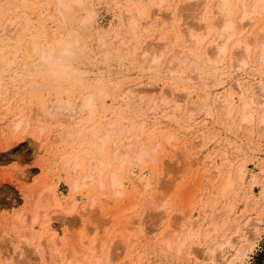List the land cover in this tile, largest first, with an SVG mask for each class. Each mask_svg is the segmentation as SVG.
<instances>
[{
  "label": "rangeland",
  "instance_id": "rangeland-1",
  "mask_svg": "<svg viewBox=\"0 0 264 264\" xmlns=\"http://www.w3.org/2000/svg\"><path fill=\"white\" fill-rule=\"evenodd\" d=\"M34 1H35V4L38 6V8L31 7L30 6L31 4L25 7L26 10H28L27 8L31 7L30 8L31 10H29L28 12L26 11L27 12L26 18L28 21H30V24L28 25V29L25 32L26 34L23 33L22 35H20V48H21V50L18 54V57H16V59H15L16 61L13 60L11 64H8L9 63V61H8V63H6V64H8L6 66L7 68L5 67L3 69L2 68L0 69V74H1L0 79L1 78L4 79L3 80L4 82L1 80L2 83H1V89H0V92H1L0 97H1V99H6V98H10V97L13 99V100L11 98L6 99L5 102L2 101L3 103L0 101V264H28V263L29 264H32V263L33 264H44L45 263V262H43L44 259L41 258L42 257V251L43 250L46 251V249H48V247L44 244V243H46L44 238L47 234H46V232H43L42 227L45 225H49V226L53 227V229L55 228L53 231L55 236H57L58 233L60 234L56 237V239L58 240L57 241L58 246L56 248H54L55 250L52 249V250H54L53 252L60 253V255H62L64 253L70 254L69 257L66 258V261L64 264H67V263L69 264L71 262H72V264H86V263L87 264H96L97 263V260H95L96 258L97 259L99 258L100 262H102L100 264H106L107 260L110 261L107 264H121V263L124 264V262L126 264L129 260H131V261H129V264H136L137 262H139L138 264H209L208 261H205L204 256H203V254L207 250V247L203 246L205 243H203V245L200 244V243H202L200 239H198L197 241H199V242H197L196 238H195V240H194L195 242L192 241V243H191L192 248L196 247V248H194L195 250H197L198 248H200L202 246L200 248L201 252L198 249V251L200 253H198V251H195L194 249H192L193 250L192 252H196V253H193V256H192L193 258L190 256H187V254H186V248L188 247L189 243L186 244L187 247L185 246V248L181 251L182 253L180 252L181 254L180 253L178 254V253H176L175 248L169 249V251L166 249L168 252L166 250L164 251L163 245L161 244L160 246H162V247H160L159 246L160 243L157 241V239H158V237H160L162 235L163 232H165V230L167 231L168 227H170V228L172 227V229H174V230L176 229L177 231L179 230L177 232L178 236L180 235L179 238L182 237L181 234L183 235V231H186L184 233H187V231L190 229L192 232V227L194 226L193 224L197 220V217L201 216L205 207L207 208L210 206L211 208L210 207L208 208L209 214L207 213L206 220L202 224H199V225L194 226V227H195V229H203L205 224H207L205 227L209 226L210 225L209 222H212V220H209L210 217L212 218L215 214H218V212H220L222 209L221 207H223L228 202L229 203H234V202L236 203V207H235L233 217H237L235 215L236 214L238 215V213L240 215L241 214L240 211L242 209L243 210L241 212L245 211L244 218L238 222L239 226L241 228V232L243 231L242 233H244L246 227L244 226V228H243V225H246V222H245V224H243V223H244V221L247 220V218L248 219L253 218L251 216H254V213H256V211L253 209L258 208V207H256L257 205L254 204L255 200L258 199L261 195L260 190L262 188V178H263L262 169H264V143L262 141L264 139L261 138L260 141L257 142V140H256V139H258V137L256 136L257 132L255 134L253 133L252 137H249V138L246 137V138H248V140L244 137L245 135L247 136V134H246V132L243 131V130H245L244 126L242 127V125H240V123L238 124L239 119L237 117H239V116H237L238 113H236V112H238V109H239L238 105L240 106L241 100H243L245 97H241L239 94H237L235 92L237 90L234 88L233 84H231V83H233L231 75H235V78L240 80V83H242V84H243L242 81H244L245 82L244 84H246V86L248 87L249 92L254 94V96H256L255 92H257V89H256V87H252V86H255L253 83L256 81L257 77L252 75V74L250 75L248 73H244L242 75V73H239V72L234 73L233 72L234 74H232V72H231L232 60L231 59L233 58V56L230 54L231 50H229L230 52L229 51L227 52V55H226L225 59L223 60L224 62L222 61V64L220 65L221 71L224 73L225 78L228 77L226 79V82L221 86L222 88H223V86H225L226 88L224 87L222 89L221 87H217V88H214V90L212 89L211 91L212 92L214 91L216 93H214V92L211 93L210 95H212L213 97H209L210 98L209 99L208 96L205 97L206 93L205 92L203 93L200 89L195 88L194 89L195 91H194L193 89L190 88V86L188 87L186 84L180 83L178 81L179 80L178 74L170 75L169 73L165 74L163 72L164 71L163 66L165 65V59H166L165 57H166V55L167 56L170 55L171 51L173 52V50H176V48H178L176 46H175L176 48L174 46H173V48L172 47L168 48L167 52L165 50L166 54L165 55L163 54V56H165V57L162 60L161 69H160V71H162V72H158V73L154 72L153 73V71L147 72L144 69V66L146 63L145 60L147 61V58H148L147 54L148 53L145 54L142 58H140L139 57L140 52L142 51V49L145 46H148L149 49H152V47H154V45H156V41H152V40L155 38L157 33H161L163 31L162 27H160V25H159V22L162 20V18L164 19L166 17V15L169 17L168 23L170 22L168 25V30H169L168 36H169V38H170V36L172 37L173 35H175L176 37L180 38L181 41L186 39L184 31H183L185 26L183 24L187 23L186 21H188V20H189L188 22L191 21V17H190V19L188 18V15L191 13L188 12L190 10L186 9L187 7L186 8H184V7L187 4H190L188 2H191V1H188V0H184V1L183 0H164V2L161 5H159V7L151 8V6H149V5H151V3H152L151 1H153V0H83V2H85V3H82L76 9L73 8L72 11L66 16V19H65L66 23H64V24H67V25L63 24L62 25V27L64 26L63 29H61L62 27L58 24V19L57 20L55 19V17L57 18V16L55 15V10H54L55 8H54L53 2L52 3L50 2L45 6L44 3H40V2H43V0H31V3H33ZM42 4H43L44 8H43ZM19 5H21V4H19ZM41 6L43 8V11L48 10V12H46V11H44L45 13L43 12L44 17L40 16L41 11H42ZM82 6H84V7H82ZM48 7H49V9H48ZM140 7L146 8L147 11L149 12V13L147 12V15L145 17V18H147L148 21L151 20L152 15L155 11L156 18L153 20L154 21L152 23L153 26H151L152 31L150 29V32L148 33L149 35L148 34L147 35L141 34V38H140L139 43H138V46H140V47H138V46L136 47V49H135L136 51H134L135 54L133 53V55H131L130 49L127 50L128 51L127 53H125V50L122 48H120L118 51H116V49L114 47L116 45V43L114 40L117 41L118 39H120L122 37V31L125 27V23H123L122 21H124L125 15L134 13V10L136 8H140ZM166 7L167 8L170 7V9L167 11ZM20 8H22V7H20ZM51 8H53L52 12H51ZM24 9H22V10H24ZM74 10H76V11H74ZM124 10H127V11H124ZM29 12H31L32 14ZM88 12H91V14L93 13L92 17L90 18L92 21L89 19L90 21H88V23L86 24L89 27L86 25H85L86 26L85 27V26L81 25V19L85 18L89 14ZM150 12H152V13H150ZM157 12H158V14H157ZM74 13H75V15H73ZM160 13H161V15H160ZM21 14H22L21 11H15L14 10L12 12L6 13V15L1 16V19H0V22H1L0 35L4 34L7 31L6 30L7 24L10 21H15V23L13 24L14 26L12 25V27H10L11 28L10 30L12 31V28L16 27L17 24L19 23L18 18ZM37 14H39V15L37 16ZM52 14L55 16L52 17ZM148 15H150V16H148ZM78 17L80 18L79 20H78ZM51 18H53V19H51ZM69 18L71 20H69ZM8 19L10 21H8ZM7 21H8V23H7ZM144 21H145V19H144ZM144 21L141 20L138 23H141L143 25ZM156 21L158 22L157 24H156ZM52 22H53V24H52ZM77 22H78V24H77ZM260 22H262V19H258V20H256V22L254 24L250 25L247 28V30L245 31V33L242 35V38H244L245 36L248 37V35L253 34L252 32H254V30L252 32H251V30L254 29V27H256ZM42 23L43 24L45 23V24L43 25ZM123 24H124V26H123ZM171 24H173L172 26L174 28L170 27ZM142 25L137 24L136 32H139ZM181 25H182V27H181ZM175 26H176V28H175ZM4 27H5V29H4ZM38 27L42 28L41 35H43V34L46 35L48 33L46 36H51L53 31H55L61 35L67 33L68 31H74L76 33V35H78V39L81 42L83 41L81 45L86 47V54L83 57L78 58L79 60L76 59L75 61L73 60V63L71 62L72 67L75 68L74 70L76 71V69H77V71L79 72L78 76L80 78L77 77V74L74 76L79 79V80L78 79L77 80L80 83V86H75V84H73V87L75 86L74 88H76V89L72 88L74 90L71 89L69 92L65 91L63 88H60V90L62 91L61 92L60 90H58L59 87H56L57 84H54V82H53L54 80L53 81L51 80L50 82L51 83L53 82L52 83L53 85H51L50 83H49L50 85L45 84L41 88L40 94L37 93L39 95L36 94V96L35 95L32 96V94H31L29 97V96H26L24 93L21 92L20 94L15 96L13 93L12 87H13V89H16L17 87H20L22 89L26 85V83L31 82L30 80H32L33 78L37 82L40 79L39 82H41L43 79L45 80V78L47 77L45 74L43 75V76H46L45 78H43L42 75L38 76L36 74H33V76H31V77L29 76V74H31L33 71L32 65L37 61V57L30 55L28 53L27 45H28L29 41L27 42L25 40H28L29 37H25V36L26 35L29 36V34H30L29 32H33L32 30H34V29L36 30V28H38ZM250 27H252V28H250ZM3 29H4V31H3ZM158 29H159V31H158ZM178 29L181 31V33ZM248 31L251 33L247 34ZM177 32L179 34L176 35ZM182 33L184 34V37H183ZM180 34L182 35L183 38L181 37ZM97 37H101V38L103 37L104 41H106L105 46L103 48H101L100 50L95 49V40ZM252 37H251V41H252ZM10 38L11 37L8 34V35H5L4 37H2L0 39V43H1L0 46L3 45L2 46L3 49L6 45L9 47H12V42H5V44L2 43V42H4V40L10 39ZM84 39H85V41H84ZM113 43H115V44H113ZM254 44L255 43H253L252 45H254ZM207 45H208V43H207ZM207 45L205 47H207ZM186 46L187 45H185V46L183 45V49H185ZM5 49L8 50V53L6 54V56L7 55H8V57L11 56L10 54H12V53L10 51L12 49H8L6 47H5ZM203 50L204 49H202V51ZM27 54H28V56L30 55L32 57L29 56V59L25 58V55H27ZM129 54L131 56H129ZM0 55H3V54L0 52ZM19 55H21V57L23 56L25 59L21 58ZM227 56H229L231 58L229 59V57L227 58ZM81 58H83V59H81ZM143 58L144 59L146 58V59L144 60ZM226 59H229V61H231V62H229ZM190 61L191 60H189V62L186 65L187 66L186 72H188V70L192 64V61L191 62ZM226 61H227V63H226ZM13 62H16V63L14 64ZM22 62L25 64H23ZM228 63H231V64H228ZM29 64H31V66ZM143 64H144V66H143ZM76 66H78V67H76ZM227 67L229 69H227ZM251 67H252V63H250V65H248L247 69L248 68L250 69ZM247 69H246V71H247ZM2 70L7 72L8 75H7V73L2 74L1 73ZM25 71H27L28 74L25 73ZM16 72H17V74H16ZM84 72H85V75H84ZM226 73H227V75H226ZM12 74L16 75L17 77L14 78V75L12 76ZM18 74H20L21 76ZM27 75L29 77H27ZM10 76H12V77H10ZM251 76L253 77L252 79H251ZM18 77L19 78L21 77L20 79L22 81ZM41 77H42V80H41ZM9 78H10V80H9ZM11 78H12V81L14 80L16 82H14V81L12 82ZM23 78L25 80H23ZM26 78H27V80H26ZM246 78H248V80ZM74 79L72 81H76ZM94 79H96V80H94ZM228 79H230V80H228ZM234 80L235 79L233 78V81ZM245 80H247L248 82ZM78 82L76 81V85H79V84H77ZM7 83L8 84L10 83L11 85H8ZM12 83H14V84H12ZM150 83L152 85H148ZM251 83H252V86H251ZM83 84H84V86H83ZM101 84L102 85L105 84V86L102 87ZM48 85L50 86V88H48L49 87ZM88 85H90V87L93 86V88L92 87L91 88L94 90H95L94 87H96V85H98L97 89H99L100 85H101L102 89H104L107 86L104 90L105 91L104 92L105 98L102 99L103 101L102 100L100 101L101 103L99 101H97V104H96L97 110H95L96 114H93L91 116L90 123L88 125L82 124L81 126H79V128L72 131L67 127V125H68L67 122H64V121L59 122L58 118H56V117L52 121L51 120L45 121V119H42L44 117V115L42 117V115H40L39 112H37V114H36V110H38L37 108H38V105L40 106V104H42V105L44 104L46 106L47 105L50 106V105L60 104V106H62V107L66 106L67 102H68V104L71 102L70 105H72V103L74 104L75 102H77L76 100H79L83 95L86 94V92H89L90 89L88 90V88H86V86H88ZM184 85L186 86V88L184 87ZM14 86H17V87H14ZM81 86L83 88H81ZM126 86H135V89H137L138 87H139L138 89L141 88L139 91L137 90V94L138 93H142L144 95L148 94V96L146 97L147 99H144L138 105H137L136 101L132 100L134 102L133 104H136V105H133L132 101L129 102L122 95L123 94L122 92H124L123 90L125 88H127ZM171 86H173L174 89H175V87H176V89L181 88L180 89L181 93L182 92L183 93L181 94L180 91H177L176 89L173 90V87L171 88ZM44 88L46 91H44ZM46 88H48V89H46ZM77 88H79V90ZM84 88L86 89V91L84 90ZM144 88H147V89L144 90ZM155 88H156V90H155ZM166 88H168V89H166ZM3 89H4V91L5 90L8 91V92L6 91L7 92L6 94L4 93L5 95H1L4 92ZM218 89H219V91H218ZM143 90H144V92H141ZM182 90H184V91H182ZM149 91H151V92H149ZM163 92L170 93L169 95L172 98H174L173 96H176L175 95L176 93L178 96L181 97V98H179V100H180L179 109L180 110L177 108H176L177 110H174L173 107H175V106L173 104L162 107L161 109H156L155 112H154L153 108H150L151 107L150 99L152 100L157 95H159ZM227 92L233 93L235 98H234L233 105H232L231 115L229 117L224 116V118H226V119H224L223 116L220 115V111L216 108V104H217V101L223 100L225 98V95H227L226 94ZM179 93H180V95H179ZM199 93H200V95H199ZM68 94H70V95H68ZM79 94H80V96H79ZM12 95L15 97L13 98ZM188 95H190V96H188ZM214 95H215L217 101L215 100ZM5 96H7V97H5ZM184 96L187 98H185ZM15 98H16V100H14ZM211 98H213L214 100H211ZM185 99H186V102H185ZM199 99H201V101ZM202 99H205L204 100L205 103L207 102L205 104V106L207 105L206 106L207 109L205 107H203L200 110H193L192 111L193 114L191 112V114L188 115V108L189 107L195 108L196 102H199V101L204 102ZM207 99H208V101H207ZM7 100H9L10 102H8ZM235 100H236V102H235ZM38 101H40V102H38ZM194 101H195V103H193ZM212 101H214V102L212 103ZM17 102H19V103H17ZM123 102L124 103L127 102L126 105ZM8 103H9L10 107L9 108L4 107V106H6V104H7V106H9ZM63 103H65V104H63ZM190 103H192V105ZM211 103L214 105H212ZM237 103H239V104L237 105ZM44 105L40 106V107L44 108L45 107ZM185 105H186V107H184ZM208 105L210 106V108H208L209 107ZM117 106H118V108H117ZM99 107L100 108L103 107V108H101V110H99ZM132 107H134V109ZM237 107H238V109H237ZM45 108H47V107H45ZM121 108H122V112H120ZM192 108H190V109H192ZM214 108H215V110H217L216 111L217 114H219L221 117L219 115L217 116L216 112L214 111ZM135 109L136 110L138 109V110L136 111ZM152 109H153V112H152ZM209 109H210V111L213 109L211 112L212 114L209 112ZM23 110H25V111H23ZM160 110H162V111H160ZM183 110L187 111V112H183ZM123 111H124V115L122 114ZM194 111H196V112H194ZM205 111H206V113H205ZM117 112H119L120 118L123 120V121L119 120L120 123L118 122ZM22 113H24V114H22ZM34 113H35V115H34ZM40 113H41V110H40ZM125 113H126V115H125ZM139 113H141L140 116H139ZM142 113L144 114L143 117H142ZM205 114H207L206 115L207 117L204 116ZM214 114H216L217 119H215L216 116ZM21 115L24 119V122H26L27 119H29V122H32L31 128L27 132H25L26 131L25 130L26 129L25 124L24 125L22 124L18 129H15L13 126L15 124V121L17 122L20 119ZM111 115H113V116H111ZM171 115L172 116L174 115V117H172ZM109 116H111L112 118ZM125 116H127V117H125ZM84 117H85V115H84ZM102 117H103V119H102ZM95 118H96L97 122H96ZM134 118L137 121H135ZM211 118L212 119L214 118V119L212 120ZM190 119H191V121H190ZM218 119H220V120H218ZM205 120H208V121H206L207 123H205ZM214 120H216V121H214ZM225 120H227L228 123L229 122L232 123V124L229 123L231 126L228 125ZM230 120H232V122ZM40 121H42V124L43 123H45V124H43L44 128H43L42 133L37 135V131L39 130L38 126L41 123ZM103 121L106 123L102 124ZM218 122H220V123L217 124ZM221 122H222V124H221ZM126 123H127V125H126ZM212 123H214V124H212ZM42 124H40V125L42 126ZM110 124H112V125H110ZM113 124H115V125H113ZM236 124H238L237 125L238 127L236 126ZM130 125H133L132 128H130ZM135 125H136V127H135ZM224 125H225V127H224ZM96 126L97 127L99 126L100 130L97 129ZM100 126H102V127H100ZM105 126L107 127V129L109 128L110 130H112L111 138L109 139L110 143L112 141L116 140L118 142V144L121 145L122 143H125L127 141H132L135 138L136 139L139 138L142 142H144V146L147 148V150L151 151V153L154 156H152V154L149 152V156H151L152 158L149 157L148 155H146L147 158L145 157L144 164L137 163L138 164L137 165L136 162H133V163H130V164L128 163L127 165H125L124 172H123L124 174L126 173L125 175L123 174V177L125 178L124 184L126 185L125 186L126 188H124L125 194H123L122 197H120V198L111 199L110 197H108V198H105L102 201H100L101 202L100 203L101 208L99 209V207H97L95 209L96 212H97V210H101V211H98L99 213L97 212V216H96L97 219L95 218L96 213L93 215L94 218H92L93 216L91 215L92 216L91 217L88 213L87 215L85 214V216L81 220L76 219V218H79L78 215L77 216L73 215L72 218H74V220L71 221L70 220L71 218H69L67 216L66 217L64 216L65 218L63 217L64 219H62V217L59 218L60 215L58 217L59 213H56L54 211H50L51 213L49 212L50 215H49V217L46 218V220L44 219L42 222L40 221L37 223L38 224L37 228H36V226H37V224H36L34 229L36 228L37 230L35 229L32 231L31 236H29L30 237V240H29V237L27 236V234H25V232L30 234V232L28 231L30 225L29 226L25 225L26 222L24 221L23 218L26 217L25 219H28V220H26L27 223L28 224L30 223V218H31L32 214L34 213L33 211H35L34 208H36V204L38 203V201H40L39 198H40L41 194H44L47 191V189L49 190L52 187H56L57 191H58V197L65 203H68V201L71 200L72 196H77L79 198V200L80 199H81V201L83 200L81 202V205H86L88 202L89 196L91 194L92 195L95 194L92 187L78 190V191H76L77 194L75 191H74L75 193L73 191H71V192H73L74 195L70 192V190H69V188H70L69 182L70 181H68V180H70V174H67L70 171V167L66 169L65 164H67L68 160H65L64 158H66V157L70 158V156L71 157L74 156V153H76V151L80 152L83 149H85L86 147L84 148L83 145H79L80 141L84 139V141L87 144L90 143V140L93 142L92 135L90 134V131H91V133L94 132L92 134L97 136L101 132V130H102L101 128H103ZM114 126L116 127V130H115ZM119 127L130 128L131 132L129 131L128 132L129 134H127V135L121 134L120 138H119V135L117 132ZM234 127H235V129H234ZM92 129H93V131H92ZM131 129L132 130L134 129V130L132 131ZM225 129L228 131H226ZM30 130H32V131H30ZM82 130L84 131V135H85V133H88V135L86 134L85 137L82 136L81 135V133L83 134ZM88 130H90V131H88ZM220 130H222V131H220ZM224 130L226 133L224 132ZM147 131H148V133H147ZM229 131H231V132H229ZM227 132H229V133H227ZM243 132L245 133V135L243 134L244 136L242 135ZM35 136H39V138L41 140L35 139ZM64 136L67 137V139ZM87 136H89V137L87 138ZM114 136H116V137L114 138ZM214 136H215V139L210 138V137H214ZM132 137H134V138H132ZM165 137L171 138V140L169 141L170 144H169V142L164 144L166 147L163 146V142H162ZM173 137H175V138H173ZM159 138H160V142H159ZM209 138L212 139L211 142H213V143H211L210 141L206 142L205 139L209 140ZM235 138H237V139H235ZM238 138H240V139L238 140ZM242 138H244V140ZM203 139L205 140V142L203 141ZM218 139H219V141H217ZM254 139H255V141H254ZM155 140H156V143H158V142L161 143L162 145H160V146H162V147H159L157 149H154V151H152V149L156 145ZM236 140H237V142H236ZM240 140L242 143H240ZM245 140L247 141V143L249 142V144H247ZM216 141H217V144H216ZM254 142H256V144H258V145L254 144ZM224 143H225V145H224ZM195 144H196V146H194ZM199 144L201 146L208 144V146H206L207 147L206 149H208V150H206L205 147L201 149V150H203L202 152H204V149L206 150V152L202 153L201 156H200V148H197L198 147L197 145H199ZM261 144H262V146H261ZM172 145H173L174 149L172 148ZM186 145H187V151L182 153L183 152L182 147L186 146ZM215 145H217V146H215ZM218 145L221 147L218 148L219 147ZM226 145H228V146H226ZM243 145L244 146L248 145L249 148L250 147L253 148L256 145L255 147H257L256 149L258 151H255L256 150V149H254L255 147L252 150H254L256 153L254 151L251 152V150L248 151L249 148L246 147V149H245ZM108 146H110V145H108ZM180 146H181V148H180ZM242 147L246 151H244L243 149H240ZM217 148H218V150L216 151L215 149H217ZM223 148H225V149H223ZM234 149L235 150L240 149L241 151H239V150L235 151ZM108 150H109V148L107 149V151ZM213 152H214V154H213ZM235 152L237 154H235ZM238 152H239V154H238ZM244 152L247 154H245ZM223 153L225 156L223 155ZM234 154L237 156H233ZM190 156H191V158H190ZM211 156H213V157H211ZM235 157H237V159H235ZM148 158H151V159L149 160ZM62 159H63V161H62ZM89 159H91V157ZM204 159L207 161L205 162ZM209 159H212L211 162L208 161ZM105 160L111 161V156L109 154V151L107 153V157H105ZM153 160H154V162H153ZM223 160H225L229 164H231L229 166L230 168H226L225 170L218 172L217 175H215V177L213 178V180H212L213 182L211 181V184L206 183V179H204V174H205L206 170H208V167H210V164L213 162L212 165H215V167L222 166V163L228 164L227 162H222ZM186 161H187V163H186ZM240 161H242L241 163L245 164L246 172H247L246 179H245V186H244L245 189L237 191V193H235V195H234V192H233V195L231 192H229L227 195L225 194L224 197L222 196L219 199L220 196L215 189L218 190V185L221 182L220 179L222 180V174H225L228 171V169H229V171H233L234 169H236L234 167H236V165L238 163H240ZM87 162H89V161L88 160L85 161L84 164L86 165ZM208 163H210V164H208ZM134 164H135V166H134ZM129 165H131L130 166L131 168L127 167ZM259 165H260V167H259ZM262 165H263V167H262ZM111 166H112V168H114V166H116V164H113ZM86 169L87 168L85 167V170ZM127 169H129V170H127ZM129 171H131V175L134 172V175H132L133 178L129 174ZM259 171H261V172H259ZM127 173H128V175H127ZM261 173H262V175H261ZM141 174H142V177L144 179H152L153 180V178H155L156 176H159V178L161 177L162 186L164 183L165 187L163 186L164 188H162L160 186L159 191H158V189H155L154 197L160 198L163 195V198H167V200L170 198L167 201V202H170V204H171L170 205L168 203V207L170 206V210H168V212H166L164 215H163L161 209H153L151 207V205L154 203V201L156 199H153V203L149 204L150 205L149 206L148 205L149 202H148L147 198L137 197L135 195L134 190L136 189V186H135L134 181H136L135 179L138 176H141ZM220 174H221V177H220ZM251 175H252V177L256 176V178L258 179V182L259 181L260 182L255 186L254 193L253 194L250 193L251 194L250 197H252L251 198L252 200L249 201V206H247L248 204H246L247 202L245 201L246 200L245 195L249 192V190H247V187H248V183H249L250 179L252 178ZM130 177L132 178V180L136 177L132 181L133 183L131 182ZM25 178H26V180H25ZM215 179L217 182L215 181ZM42 181H43V183L41 184ZM203 183H204V185H203ZM214 184H215L216 188L214 187ZM133 186H135V187H133ZM209 187H211V188H209ZM126 189H128V190L126 191ZM210 189H212V190L210 191ZM210 194H212V195H210ZM215 195H216V197H215ZM190 196H191V198H190ZM208 196H210L211 198ZM212 196L215 197L214 198L215 203L210 202V199H213ZM109 198L112 201L111 200L108 201ZM142 198L144 199V201L142 200ZM205 198H206L207 202L205 201ZM240 198H242V199H240ZM131 199H133V200H131ZM187 199H188L189 203H188ZM227 200H228V202H227ZM157 201L158 200H156L154 203L155 207H156V205L159 204V202H157ZM110 202H111V204H110ZM142 202H145V203H142ZM243 202L246 205H244ZM202 203H206V204L211 203L213 205L212 206L211 205L206 206V204L204 205ZM49 204H50L49 200L46 199L41 204V206L39 208L40 211L42 212V211L46 210L47 208H49ZM104 204H107L106 208H105V206H103ZM202 205H204V206H202ZM148 206L150 207V209ZM212 207H213V210H212ZM129 208H131V209H129ZM112 209H114V210H112ZM244 209H246V210H244ZM183 210H184V212H182ZM186 210H188V211H186ZM215 210L216 211L219 210V211L216 212ZM95 211H93V212H95ZM123 211H124V213H123ZM198 211H200V212H198ZM249 211H250V213H249ZM93 212H92V214H93ZM117 212H118V214H117ZM120 212H121V215H120ZM210 213H212V214L210 215ZM16 215H18L20 218L18 220L19 222H16L17 224L16 223L14 224V222L17 219ZM103 215H106L107 217L106 216L103 217ZM116 215H118L119 217H117L116 219H113V217ZM184 215H186V216L191 215V216L186 217ZM55 216L58 217L59 220H56L57 218ZM161 216H163L164 218H163V220L159 221ZM221 216L222 217L220 219H224L223 217L225 215H221ZM9 217H10V219H9ZM13 217L16 218V219H14V222H13ZM98 217L101 219L102 225H101V223H100L101 221L99 220ZM104 218H106V219H104ZM127 218H128V220H127ZM154 218H156V219H154ZM188 218H189V220H187ZM67 219H69V220H67ZM94 219H96V221ZM123 220H126L125 221L126 225H127V221H129V222L133 221L132 224H134V226H132V224H130V227L132 226V228H133L132 230L130 227H126V228H128L127 233L130 231L128 234L132 235L131 239L127 242V244L123 240L122 241L125 244L121 242V239H118L119 238L118 234H120L122 232V230H121L122 226L121 225H125ZM168 220H169V222H168ZM22 221H24V222H22ZM170 221L172 222L171 224L174 227L170 226ZM220 221H222V220H220ZM4 222H7V223H4ZM167 222H168V224H167ZM189 222L191 224H189ZM3 223H4V225H3ZM22 223H24V228L26 229V231H24L25 229L22 228L23 227ZM120 223H122V224H120ZM152 224H154V225H152ZM190 225L191 226L193 225V226L190 227ZM188 226H189V229H188ZM100 227H102V229ZM156 227H157V229H156ZM194 227H193V230H194ZM170 228L168 230H170ZM85 229L87 230V233L89 235L88 241L86 243V250H85L86 252H84V254H83L82 250H80V249L78 250L76 247H74V248H76L75 252L72 251L71 250V247H72L71 243L73 242V240L76 241L75 239L77 237V234H79L83 230L86 232ZM55 230H56V232H55ZM147 230H149V231H147ZM34 231H36V233H34L35 236L32 235ZM132 231L134 232V235H133ZM143 232H145V233L143 234ZM191 232L188 231L189 234ZM263 233H261L262 237L260 235V239L257 242L256 248L254 249V253L250 254L249 259H247L245 264H264V234ZM128 234L124 233L125 237ZM146 235L148 238L146 237ZM73 236H74V238H73ZM101 236H104V237H101ZM115 236H116V239H115ZM113 237H114V239L111 240V238H113ZM149 239H151V241L153 240V243L152 242L150 243ZM41 240L45 241V242H42ZM39 241L41 242V244L43 243L42 245H44V247L46 249L42 245L41 246L39 245V247L37 246ZM98 241H99V243H97ZM92 242L94 244L95 243L99 244V246L96 244L98 246V249H96V250L100 251V253L98 252V255H97V253H95V254L90 253L91 249H92V245H93ZM25 243H27V244H25ZM101 243H102V245H100ZM154 243H155V247H153ZM197 243L200 244V245H198V248L196 245ZM110 244H112V245H110ZM120 244H122V245H120ZM20 245H22V246L20 247ZM24 246H25V248H24ZM115 246H116V248H115ZM90 247H91V249H90ZM122 250L124 253H121ZM125 250H126V252H125ZM202 250H204V251H202ZM22 252H24V253H22ZM46 252L47 253L45 255L47 257H44V258L47 260V261L45 260L47 263H45V264H52V262L50 260H51V257L53 256V252H51V250H49V249ZM81 252H82V254L80 255ZM184 252H185V256H184ZM30 253H31V255H30ZM51 253H52V256L50 255ZM116 254H118V255H116ZM24 256H25V258H24ZM3 257L4 258L6 257L5 258L6 260L5 259L3 260ZM126 258L127 259L129 258V259L127 260ZM83 259H84V261H83ZM125 259L127 261H125ZM27 260H28V263H27ZM29 260H30V262H29ZM201 260H203V261H201ZM94 261H96V262H94Z\"/></svg>",
  "mask_w": 264,
  "mask_h": 264
},
{
  "label": "bare ground",
  "instance_id": "bare-ground-1",
  "mask_svg": "<svg viewBox=\"0 0 264 264\" xmlns=\"http://www.w3.org/2000/svg\"><path fill=\"white\" fill-rule=\"evenodd\" d=\"M45 1V2H44ZM184 1V0H183ZM188 1H191V2H188L190 4H187L184 8L190 10L188 12H190L191 14L188 15V18L190 19L191 17V21L188 22L186 21L187 23H184L183 25L185 26L184 27V34H185V37L186 39H184L183 41H181L180 38L176 37L175 35H173L172 37L170 36L169 38V30H168V19L169 17L166 15V17L159 22V25L160 27H162V32L161 33H157V35L155 36V38L152 40V41H156V45H154V47H152V49H149L148 46H145L142 51L140 52V58H142L145 54L148 55V58H147V61L145 60V66H144V69L148 72L150 71H153V73L155 72H162L160 71L161 69V63H162V60L165 56H163V54L165 55L166 52H167V49L168 48H173V46L175 47H178L176 48V50H173V52L171 51V54L170 55H166V59H165V65L163 66V72L166 74V73H169L170 75H173V74H178V81L182 84H186L188 87L190 86L191 89H195V88H198L200 89L203 93L205 92L206 96L209 97H213L212 95H210L211 93H213L211 90L214 88H217V87H221L225 82H226V79L228 78H225L224 76V73L221 71V64H222V61L225 59L226 55H227V52L229 50H231V55L233 56V58L231 59V61H229V59L231 57L227 56V58L229 57V59H226L228 60L229 62L232 63V74L234 73H242V75L244 73H248V74H252L254 76L257 77L256 81L253 83L255 86H252V83H251V86L252 87H256L257 89V92H255V95L250 93L249 92V89L248 87L246 86V84H244L245 82L240 83V80L236 79L235 78V75H231L232 77V82L231 84H233L234 88L237 90L235 91L237 94H239L241 97H245L243 100H241L240 102V106L238 105L239 103H237L238 107V115L239 117H237L239 119V122L238 124L240 123V125H242V127L244 126L245 130H243L244 132H246L247 136L245 135V133L243 132L242 135L246 138V137H252L253 136V133L255 134L256 132V136L258 137L257 142L260 141L261 138L264 139V0H188ZM52 3L54 4V10H55V15L57 16V18L55 17V19L57 20L58 19V24L62 27V25L65 22V19H66V16L72 11V9H76L78 6H80L82 3H85L83 2V0H43V2H40V3H44V5L46 6L48 3ZM151 8H155V7H159V5H161L164 0H153L151 1ZM179 2V1H178ZM181 2V1H180ZM88 3V2H87ZM21 4V5H19ZM31 4V5H30ZM30 5L31 7H36L38 8V6L35 4V1L33 3H31V0H0V19H1V16L3 15H6V13H9V12H12V11H21V15L19 16V23L17 24L16 27L12 28V31L10 30L12 27V25L15 23V21H10L8 19V21H10L8 23L7 21V28H6V32L2 35H0V39L2 37H4L5 35H10V39H6L4 40V43L5 42H12V47H9V46H5L6 48L8 49H12L10 52L12 54H10L11 56L8 57V55L6 56V54L8 53V50L2 48V46H0V52L3 54V55H0V69L2 68H5L8 64H11L13 60L16 59V57H18V54L21 50L20 48V35H22L23 33H25L28 29V25L30 24V21L27 20L26 18V15H27V12L29 10H31L30 8H27L28 10H26V6ZM144 5V4H143ZM43 6V4H42ZM41 6V8H42ZM53 6V5H52ZM87 6V5H86ZM85 6V7H86ZM137 6V5H136ZM22 7V8H20ZM84 7V6H82ZM139 7V6H138ZM171 7V6H170ZM167 8V11L170 9ZM25 8V9H24ZM40 8V7H39ZM44 8V6H43ZM43 8H42V11H41V15L42 17H44V10L43 11ZM24 9V10H22ZM49 9V7H48ZM52 9L51 8V12H52ZM85 9V8H84ZM83 9V10H84ZM157 9V8H156ZM39 10V9H38ZM27 11V12H26ZM76 11V10H74ZM92 11V10H91ZM124 11H127V10H124ZM44 12V13H43ZM48 12V10L46 11ZM86 12V11H85ZM147 9L144 8V7H140V8H136L134 10V13L132 14H126L125 17H124V21H122L123 23H125V27L122 31V37L120 39H118L117 41H115L116 45L114 46L116 51H118L120 48L124 49L125 50V53H127L128 49H130L131 51V55H133V53L135 54L134 51H136V47L138 46V43H139V40L141 38V34H144V35H147L149 32H150V29H151V26L152 23L154 22L153 20L156 18V15H155V11L152 15V18L151 20H147L146 15H147ZM31 13V12H29ZM40 13V12H39ZM82 13V12H81ZM80 13V14H81ZM89 14L81 19V25L85 26L88 21H90L93 13L91 14V12H88ZM127 13V12H126ZM149 13V12H148ZM152 13V12H150ZM32 14V13H31ZM47 14V13H46ZM158 14V12H157ZM163 14V13H162ZM39 14H37L38 16ZM55 15L52 14V17H54ZM75 15V13L73 14ZM161 15V13H160ZM179 15V14H178ZM51 16V15H50ZM150 16V15H148ZM32 17V16H31ZM46 17V16H45ZM158 17V16H157ZM160 17V16H159ZM15 18V17H14ZM34 18V17H33ZM71 18V17H70ZM69 18V20H71ZM74 18V17H73ZM82 18V17H81ZM94 18V17H93ZM122 18V17H121ZM150 18V17H149ZM45 19V18H44ZM49 19V18H48ZM53 19V18H51ZM80 18L78 17V20ZM90 19V20H89ZM145 19V21H144ZM186 19V18H185ZM258 19H262V22H260L256 27H254V29H250L251 32L254 30V32H252L253 34L251 35H248L247 36H243L244 38H242V35L245 33V31L247 30V28L254 24L256 22V20ZM14 20V19H13ZM16 20V19H15ZM73 20V19H72ZM141 20H143V25L141 23H138L140 22ZM51 21V20H50ZM92 21V20H91ZM158 21V20H157ZM156 21V24L158 23ZM172 21V20H171ZM174 21V20H173ZM33 22V21H32ZM70 22V21H69ZM74 22V21H73ZM79 22V21H78ZM77 22V24H78ZM175 22V21H174ZM173 22V23H174ZM51 23V22H50ZM80 23V22H79ZM172 23V22H171ZM32 24V23H31ZM43 24V23H42ZM45 24V23H44ZM43 24V25H44ZM53 24V22H52ZM137 24H140L142 25V27L140 28L139 32H136V27H137ZM178 24V23H177ZM181 24V23H180ZM0 25H1V22H0ZM58 25V26H59ZM64 25H67V24H64ZM173 24L170 25V27H173L172 26ZM4 26V25H3ZM14 26V25H13ZM39 26V25H38ZM46 26V25H45ZM57 26V25H56ZM77 26V25H76ZM88 26V25H86ZM85 26V27H86ZM124 26V24H123ZM179 26V25H178ZM177 26V27H178ZM254 26V25H253ZM64 27V26H63ZM63 27L61 29H63ZM84 27V28H85ZM89 27V26H88ZM158 27V26H157ZM182 27V25H181ZM46 28V27H45ZM80 28V27H79ZM159 28V27H158ZM164 28V29H163ZM174 28V27H173ZM176 28V26H175ZM252 28V27H250ZM256 28V29H255ZM5 29V27H4ZM3 29V31H4ZM48 29V28H47ZM68 29V28H67ZM90 29V28H89ZM182 29V28H181ZM59 30V29H58ZM122 30V29H121ZM179 30V29H178ZM31 31V30H30ZM33 32H29V36H25V37H29L28 40H25V41H29L27 47H28V53L30 55H33V56H36L37 57V61L32 65V68H33V71L31 74H29V76H33V74H36L38 76L42 75L43 78H45V80L43 79L42 80V77H41V82H38L33 78L32 80H30L31 82H28L26 83V85L21 89L20 87H17V86H14V87H17L16 89H13L12 87V90H13V93L15 96H17L18 94H20L21 92L24 93L26 96H29L32 94L36 96L37 93L40 94V90L41 88L45 85V84H51L53 85L52 83L54 82V84H57L56 87H59L58 90H60V88H63L65 91L69 92L72 88H74L75 86H80V83L78 82V74L79 72L74 70L75 68L72 67L71 65V62L73 63V60L75 61L76 59L80 58V57H83L85 54H86V47L85 46H82V42L78 39V35H76V33L74 31H68L67 33L61 35L55 31H53V33L51 34V36H46V35H41V31H42V28L41 27H38L36 28V30H32ZM152 31V29H151ZM159 31V29H158ZM161 31V30H160ZM176 31V30H175ZM180 31V30H179ZM178 31V32H179ZM176 33L179 34V33ZM248 31L247 34L251 33ZM28 33V32H27ZM84 33V32H83ZM181 33V31H180ZM26 34V33H25ZM184 34L182 33L183 37H184ZM50 35V34H49ZM99 35V34H98ZM149 35V34H148ZM181 35V34H180ZM181 35V37H182ZM253 36V37H252ZM112 37V36H111ZM180 37V36H179ZM182 37V38H183ZM251 37H252V41H251ZM9 38V37H8ZM114 38V37H113ZM41 39V40H40ZM109 40V39H108ZM85 41V39H84ZM106 41H104L103 37H97L96 40H95V49L96 50H100L101 48H103L105 46V43ZM108 42V41H107ZM150 42V41H149ZM113 43V44H115ZM155 43V42H154ZM208 43V45H207ZM253 43H255L254 45H252ZM1 44V43H0ZM92 45V44H91ZM183 45H187L185 47V49H183ZM207 45V47H205ZM140 47V46H138ZM27 49V48H26ZM114 49V48H113ZM202 49H204L202 51ZM7 50V51H6ZM166 50V52H165ZM13 51V52H12ZM92 52V51H91ZM90 52V53H91ZM165 52V53H164ZM230 52V51H229ZM110 54V53H109ZM229 54V53H228ZM29 55V56H30ZM129 54V56H131ZM21 57V55H19ZM29 56L28 54L25 55V58H28L29 59ZM110 56V55H109ZM19 57V58H20ZM32 57V56H30ZM23 59H25L23 56L21 57ZM20 58V59H21ZM106 58V57H105ZM109 58V57H108ZM129 58V57H128ZM133 58V57H132ZM32 59V58H31ZM83 59V58H81ZM127 59V58H126ZM79 60V59H78ZM139 60V59H138ZM189 60L192 61V64L188 70V72H186V69H187V63L189 62ZM9 61V63H8ZM16 61V60H15ZM18 61V60H17ZM27 61V60H26ZM190 61V62H191ZM224 62V61H223ZM8 63V64H6ZM14 64L16 62H13ZM23 63V62H22ZM227 63V61H226ZM231 63H228V64H231ZM250 63H252V67L249 69H247L248 65H250ZM20 64V63H19ZM25 64V63H23ZM139 64V63H138ZM190 64V63H189ZM224 64V63H223ZM31 66V64H29ZM10 66V65H9ZM189 66V65H188ZM224 66V65H223ZM78 67V66H76ZM140 67V66H139ZM7 68V67H6ZM9 68V67H8ZM29 68V67H28ZM25 69V68H24ZM227 69H229L227 67ZM247 69V71H246ZM18 70V69H17ZM79 70V69H78ZM225 70V69H224ZM4 70L1 71L2 74L4 73H7V72H3ZM20 71V70H19ZM85 71V70H84ZM229 71V70H228ZM227 71V72H228ZM249 71V72H248ZM21 72V71H20ZM234 72V73H233ZM13 73V72H12ZM15 73V72H14ZM25 73H27V71H25ZM87 73V72H86ZM230 73V72H229ZM17 74V72H16ZM22 74V73H21ZM28 74V73H27ZM46 75V76H43V75ZM50 74V75H49ZM77 74V77H75L74 75ZM83 74V73H82ZM160 74V73H159ZM1 75V74H0ZM8 75V73H7ZM14 74H12L13 76ZM20 75V74H18ZM84 75H85V72H84ZM156 75V74H155ZM227 75V73H226ZM241 75V76H242ZM247 75V74H246ZM10 76V77H12ZM21 76V75H20ZM24 76V75H23ZM27 75V77H29ZM153 76V75H152ZM249 76V75H248ZM247 76V77H248ZM8 77V76H7ZM17 77L16 75H14V78ZM26 77V76H25ZM24 77V78H25ZM37 77V76H36ZM75 79H74V78ZM160 77V76H159ZM175 77V76H174ZM173 77V78H174ZM237 77V76H236ZM239 77V76H238ZM250 77V76H249ZM19 78V77H18ZM17 78V79H18ZM21 78V77H20ZM19 78V79H20ZM23 78V80H25ZM80 78V77H79ZM83 78V77H82ZM233 78L235 79L233 81ZM253 77L251 76V79ZM38 79V78H37ZM76 80L79 84V85H76V81H72V80ZM78 79V80H77ZM248 80V78H246ZM254 79V80H255ZM4 79H0V89H1V83ZM10 80V78H9ZM21 80V79H20ZM27 80V78H26ZM53 81L52 83L50 81ZM96 80V79H94ZM230 80V79H228ZM245 80V81H247ZM250 80V79H249ZM11 81H12V78H11ZM14 81V80H13ZM12 81V82H13ZM22 81V80H21ZM4 82V81H3ZM6 82V81H5ZM16 82V81H14ZM248 82V81H247ZM95 83V82H94ZM93 83V84H94ZM152 83V82H151ZM148 84V85H152V84ZM8 84V83H7ZM6 84V85H7ZM14 84V83H12ZM20 84V83H19ZM49 84V85H50ZM73 84H75V86L73 87ZM89 84V83H88ZM92 84V85H93ZM100 84V83H99ZM8 85H11L10 83ZM48 85V86H49ZM87 85V84H86ZM91 85V84H90ZM90 85L86 86V88H88L89 92H86L85 95H83L79 100H76L77 102H75L74 104L71 102L68 104L67 102V105L66 106H60V104H56V105H50V106H46L44 105L45 107L47 108H43V107H40V106H43L42 104H40V106L38 105V110H36V114L37 112H39L40 115H44V117L42 119H45V121H52L54 120V118H58L59 122L61 121H64V122H67V127L74 131L75 129L79 128V126H81L82 124H89L90 123V118L93 114H96L95 113V110H97V101H101L102 99L105 98V94H104V89H102L104 85H101L99 86V89H97L98 85H96L95 90L92 89L93 86L90 87ZM47 86V85H46ZM45 86V87H46ZM84 86V84H83ZM169 86V85H168ZM192 86V87H191ZM227 86V85H226ZM232 86V85H231ZM52 87V86H51ZM127 88H125L123 91L125 92H122L124 98L126 100H128L129 102L134 100L137 102V105L139 103H141L144 99H147L146 97L148 96V94L144 95L142 93H138L137 94V90L139 91L140 89H135V86H126ZM173 86H171L172 88ZM184 87L186 88V86L184 85ZM225 86H223L224 88ZM8 88V87H7ZM6 88V89H7ZM50 88V86L48 87ZM46 88V89H48ZM81 88H83L81 86ZM180 88V87H179ZM222 88V87H221ZM220 88V89H221ZM222 88V89H223ZM226 88V87H225ZM5 89V88H4ZM3 89V91H4ZM52 89V88H51ZM56 89V88H55ZM76 89V88H74ZM72 89V90H74ZM79 90V88H77ZM143 89V88H142ZM147 89V88H144V90ZM152 89V88H151ZM168 89V88H166ZM176 89V87H175ZM174 87H173V90H175ZM181 89V88H180ZM180 89H176L177 91H180L181 93V90ZM221 89V90H222ZM9 90V89H8ZM82 90V89H81ZM84 90L86 91V89L84 88ZM141 91V92H144ZM156 90V88H155ZM170 90V89H169ZM255 90V89H254ZM253 90V91H254ZM2 91V92H3ZM7 90H5L3 92V94L1 95H5L7 92ZM43 91V90H42ZM44 91L45 88H44ZM43 91V92H44ZM56 91V90H55ZM61 91V90H60ZM76 91V90H75ZM83 91V90H82ZM116 91V90H115ZM121 91V90H120ZM148 91V90H147ZM184 91V90H182ZM186 91V90H185ZM195 91V90H194ZM216 91V90H215ZM219 91V89H218ZM224 91V90H223ZM232 91V90H231ZM256 91V90H255ZM62 92V91H61ZM80 92V91H79ZM94 92V93H93ZM151 92V91H149ZM148 92V93H149ZM169 92V91H168ZM175 92V91H174ZM1 93V92H0ZM5 93V94H4ZM12 93V94H13ZM73 93V92H72ZM120 93V92H119ZM179 93V95H180ZM183 93V92H182ZM181 93V94H182ZM189 93V92H188ZM201 93V92H200ZM199 93V95H200ZM216 93V92H214ZM225 93V92H224ZM37 94V95H39ZM74 94V93H73ZM125 94V95H124ZM170 93H167V92H163L159 95H157L155 98H153L152 100L150 99V105L151 107L150 108H153L154 109V112L156 109H161L162 107H165V106H168L170 104H173L175 107H173L174 110H177L179 109V106H180V100L179 98H181L180 96L177 95V93L175 94L176 96H173L174 98L170 97L169 95ZM227 95H225V98L223 100H219L217 101L216 100V97L214 95V98L215 100L217 101V104H216V108L220 111V115L226 117H229L231 115V112H232V105H233V101H234V94L233 93H226ZM67 95V94H66ZM70 95V94H68ZM82 95V94H81ZM150 95V94H149ZM185 95V94H184ZM8 96V95H7ZM5 96V97H7ZM13 96V95H12ZM13 96V98L15 97ZM42 96V95H41ZM80 96V94H79ZM186 96V95H185ZM184 96V97H185ZM190 96V95H188ZM238 96V95H237ZM10 97V96H9ZM21 97V96H20ZM43 97V96H42ZM183 97V98H184ZM239 97V96H238ZM11 98V97H10ZM10 98H6V99H10ZM23 98V97H22ZM79 98V97H78ZM187 98V97H185ZM203 98V97H202ZM1 99V97H0ZM6 99H1L0 101H6ZM12 99V98H11ZM25 99V98H24ZM36 99V98H35ZM44 99V98H43ZM42 99V100H43ZM210 99V98H209ZM13 100V99H12ZM16 100V98L14 99ZM27 100V99H26ZM45 100V99H44ZM68 100V99H67ZM121 100V99H120ZM124 100V99H123ZM179 100V101H178ZM201 101V99H199ZM203 101L205 99H202ZM211 100H214L213 98H211ZM8 102H10L9 100H7ZM24 101V100H23ZM49 101V100H48ZM103 101V100H102ZM117 101V100H116ZM127 101V102H128ZM198 101V100H197ZM196 102L195 104V108H192V107H189L188 108V115L191 114V112L193 110H200L202 109L203 107L206 108L205 104V101L204 102ZM208 101V99H207ZM240 101V100H239ZM238 101V102H239ZM40 102V101H38ZM74 102V101H73ZM120 102V101H119ZM127 102H123L125 105ZM128 102V103H129ZM185 102H186V99H185ZM214 101H212L213 103ZM236 102V100H235ZM3 103V102H2ZM7 103V102H6ZM19 103V102H17ZM25 103V102H24ZM49 103V102H48ZM66 103V102H65ZM63 103V104H65ZM101 103V102H100ZM121 103V102H120ZM134 102L132 101V104ZM189 103V102H188ZM187 103V104H188ZM195 103V101L193 102ZM211 103V104H212ZM62 104V105H63ZM130 104V103H129ZM186 104V103H185ZM192 105V103H190ZM9 105V103H8ZM19 105V104H18ZM22 105V104H21ZM133 105H136V104H133ZM190 105V106H191ZM194 105V104H193ZM214 105V104H212ZM12 106V105H11ZM27 106V105H26ZM119 106V105H118ZM117 106V108H118ZM132 106V105H131ZM209 106V105H208ZM6 108H9V106H4ZM136 107V106H135ZM148 107V106H147ZM186 107V105L184 106ZM5 108V109H6ZM103 108V107H101ZM101 108L99 107V110H101ZM134 109V107H132ZM139 108V107H138ZM149 108V107H148ZM177 108V109H176ZM192 108V109H190ZM210 108V106L208 107ZM213 108V107H212ZM11 109V108H10ZM36 109V108H35ZM41 110V113H40V110ZM120 109V108H119ZM131 109V108H130ZM153 109H152V112H153ZM165 109V108H164ZM167 109V108H166ZM172 109V108H171ZM207 109V108H206ZM124 110V109H123ZM136 110V109H135ZM138 110V109H137ZM136 110V111H137ZM168 110V109H167ZM166 110V111H167ZM180 110V109H179ZM213 110V109H212ZM212 110L210 111L209 109V112L211 113ZM25 111V110H23ZM35 111V110H34ZM120 111V110H119ZM162 111V110H160ZM208 111V110H207ZM214 111L216 112L217 110H215L214 108ZM122 112V108H121V111ZM133 112V111H132ZM142 112V111H141ZM144 112V111H143ZM151 112V113H152ZM181 112V111H180ZM183 112H187V111H184ZM196 112V111H194ZM146 113V112H145ZM173 113V112H172ZM177 113V112H176ZM179 113V112H178ZM206 113V111H205ZM24 114V113H22ZM124 115V111L122 113ZM135 114V113H134ZM137 114V113H136ZM141 113H139V116H140ZM193 114V112H192ZM201 114V113H200ZM212 114V113H211ZM210 114V115H211ZM217 114V112H216ZM216 114H214L216 116ZM20 115V114H19ZM35 115V113H34ZM85 115V117H84ZM126 115V113H125ZM132 115V114H131ZM170 115V114H169ZM181 115V114H180ZM186 115V114H185ZM207 114H205L204 116H206ZM219 114H217L218 116ZM219 115V116H220ZM24 116V115H23ZM113 116V115H111ZM109 116V117H111ZM115 116V115H114ZM117 116H118V122L119 120L123 121L121 118H120V114L119 112H117ZM137 116V115H136ZM144 116V114L142 113V117ZM172 116V115H171ZM194 116V115H193ZM192 116V117H193ZM217 116L215 117V119H217ZM220 116V117H221ZM236 116V115H235ZM116 117V116H115ZM127 117V116H125ZM138 117V116H137ZM174 117V115L172 116ZM180 117V116H179ZM190 117V116H189ZM207 117V116H206ZM211 117V116H210ZM213 117V116H212ZM94 118V117H93ZM105 118V117H104ZM112 118V117H111ZM120 118V119H119ZM136 118V117H135ZM134 118V120H135ZM176 118V117H175ZM187 118V117H186ZM234 118V117H233ZM48 119V120H47ZM103 119V117H102ZM107 119V118H106ZM142 119V118H141ZM185 119V118H184ZM209 119V118H208ZM212 119V118H211ZM214 119V118H213ZM212 119V120H213ZM221 119V118H220ZM218 119V120H220ZM226 119V118H224ZM223 119V120H224ZM235 119V118H234ZM237 119V120H238ZM57 120V119H56ZM57 120V121H58ZM96 120V118H95ZM186 120V119H185ZM222 120V119H221ZM228 120V119H227ZM227 120H225L227 122ZM233 120V119H232ZM232 120H230L232 122ZM43 121V120H42ZM42 121H40L42 124ZM92 121V120H91ZM101 121V120H100ZM125 121V120H124ZM137 121V120H135ZM191 121V119H190ZM206 121L208 120H205V123H207ZM216 121V120H214ZM24 119L21 115L20 119L16 122L15 121V124L13 125L15 129H18L22 124L26 126V131L27 132L30 128H31V123L32 122H29V119L26 120V122H24ZM44 122V121H43ZM97 122V120H96ZM104 122V121H103ZM102 124H105L106 122H104ZM109 122V121H108ZM120 123V122H119ZM215 123V122H214ZM212 123V124H214ZM220 122H218L217 124H219ZM230 123V122H229ZM227 122L228 125L232 124L230 123L229 124ZM39 124L38 128L39 130L37 131V135L42 133L43 131V128H44V125L45 123L42 124V126ZM117 124V123H116ZM138 124V123H137ZM222 124V122H221ZM236 124V126L238 125ZM112 125V124H110ZM115 125V124H113ZM127 125V123H126ZM142 125V124H141ZM95 126V125H94ZM103 126V125H102ZM100 126V127H102ZM108 126V125H107ZM133 125H130V128H132ZM219 126V125H218ZM227 126V125H226ZM231 126V125H230ZM97 127V126H96ZM115 127V126H114ZM136 127V125H135ZM225 127V125H224ZM238 127V126H237ZM37 128V129H38ZM82 128V127H81ZM93 128V127H92ZM130 128H123V127H119L117 132H118V135H119V138H120V135L121 134H129L128 132L130 131ZM221 128V127H220ZM230 128V127H229ZM96 129V128H95ZM97 129H99V126L97 127ZM101 132L99 133V135H93L92 132L90 130V134L92 135V139H93V142L90 140V143L87 144L84 139L80 141V144L79 145H83L85 149H83L82 151L78 152L76 151V153H74V156H70L69 157H66L64 158L65 160H68L67 164H65L66 166V169L70 167V173L66 172L67 174H70V192L71 191H78V190H81V189H85V188H90L92 187L93 188V191L95 192L94 195H90L89 198H88V202L86 205H81V199L79 200V198L77 196H72L71 200L68 201V203H65L63 202L59 197H58V191H57V188L56 187H52L50 188L49 190L47 189V191L44 193V194H41L40 196V201H38V203L36 204V208H34L35 211H33L34 213L32 214L31 218H30V223L28 224L26 220L28 219H24V221L26 222L25 225L29 226V233H26L27 236H31V233L33 230H35L37 227H38V222H42L44 219L46 220L47 217H49L50 215V211H54L56 213H59L58 214V217L60 215L59 218L62 217V219H64L66 216L71 218L70 220L73 221L74 218L73 215H78L79 218H76L77 220L78 219H82L85 214L87 215L89 213V215L93 216L95 213V218L97 216V212L98 211H101V210H97V212L95 211V209L97 207H99V209L101 208L100 207V201H102L103 199L105 198H108L110 197L111 199H115V198H120L122 197L124 193V188H126L125 184H124V181H125V178L123 177V172H124V168H125V165H127L128 163H133V162H136L139 163V164H144V160H145V157L146 155L149 156V152L151 153V151H148L147 148L144 146V142H142L139 138H135L134 140L132 141H127L125 143H122L121 145L118 144V142L116 140L112 141L110 143V138H111V132L112 130H109L107 129V127H103L101 128ZM114 129V128H113ZM142 129V128H141ZM227 129V128H226ZM225 129V130H226ZM235 129V127H234ZM239 129V128H238ZM84 130V129H83ZM82 130L83 134L81 133L82 136L85 137V135L88 133H85L84 135V131ZM87 130V129H86ZM100 130V129H99ZM115 130H116V127H115ZM132 130V129H131ZM134 130V129H133ZM132 130V131H133ZM224 130V132H225ZM237 130V129H236ZM32 131V130H30ZM65 131V130H64ZM87 131V132H88ZM93 131V129H92ZM95 131V130H94ZM144 131V130H143ZM142 131V132H143ZM222 131V130H220ZM228 131V130H226ZM233 131V130H232ZM114 132V131H113ZM131 132V131H130ZM231 132V131H229ZM227 132V133H229ZM70 133V132H69ZM73 133V132H72ZM79 133V134H80ZM97 133V132H96ZM115 133V132H114ZM148 133V131H147ZM226 133V132H225ZM234 133V132H233ZM57 134V133H56ZM89 134V135H90ZM150 134V133H149ZM169 134V133H168ZM167 134V135H168ZM207 134V133H206ZM232 134V133H231ZM236 134V133H235ZM234 134V135H235ZM258 134V135H257ZM114 135V134H113ZM117 135V134H116ZM151 135V134H150ZM170 135V134H169ZM225 135V134H224ZM233 135V136H234ZM66 136V135H65ZM64 136V137H65ZM172 136V135H171ZM198 136V135H197ZM213 136V135H212ZM37 137V138H36ZM63 137V136H62ZM89 136H87L88 138ZM116 136H114L115 138ZM209 137V136H208ZM220 137V136H219ZM67 139V137H65ZM69 138V137H68ZM91 138V137H90ZM134 138V137H132ZM131 138V139H132ZM163 138V137H162ZM175 138V137H173ZM194 138V137H193ZM206 138V137H205ZM210 138H214L215 139V136L214 137H210ZM206 140L207 141H212V139ZM248 138H246L248 140ZM256 138V137H255ZM20 139V138H19ZM35 139H40L39 136H35ZM71 139V138H70ZM69 139V140H70ZM213 139V140H214ZM237 139V138H235ZM240 138H238L239 140ZM244 140V138H242ZM41 140V139H40ZM63 140V139H62ZM124 140V139H123ZM157 140V139H156ZM156 140H155V143H156ZM171 140L170 137H165L163 139V146H165L164 144L168 143L169 141ZM205 140L203 139V141L205 142ZM65 141V140H64ZM121 141V140H120ZM149 141V140H148ZM219 141V139L217 140ZM217 141H216V144H217ZM225 141V140H224ZM246 141V140H245ZM255 141V139H254ZM66 142V141H65ZM70 142V141H69ZM122 142V141H121ZM150 142V141H149ZM154 142V141H153ZM159 142H160V138H159ZM156 143V145L154 146V148L152 149V151H154V149H157L159 147H162L160 145H162L161 143ZM209 142V143H210ZM237 142V140H236ZM264 143V140L262 141ZM139 143V144H138ZM203 143V142H202ZM208 143V144H209ZM213 143V142H211ZM240 143L241 140H240ZM245 143V142H244ZM247 143V141H246ZM245 143V144H246ZM150 144V143H149ZM148 144V145H149ZM153 144V143H152ZM170 144V142H169ZM208 144L204 145V146H201L200 144L197 145L198 147L197 148H200V156L202 153H205ZM221 144V143H220ZM238 144V143H237ZM249 144V142L247 143ZM254 144H256V142H254ZM78 145V144H77ZM110 145V146H108ZM192 145V144H191ZM203 145V144H202ZM210 145V144H209ZM225 145V143H224ZM242 145V144H241ZM240 145V146H241ZM258 145V144H256ZM255 145V146H256ZM260 145V144H259ZM147 146V145H146ZM151 146V145H150ZM153 146V145H152ZM196 146V144L194 145ZM217 146V145H215ZM214 146V147H215ZM219 146V145H218ZM228 146V145H226ZM244 146V145H243ZM250 146V145H249ZM254 146V147H255ZM262 146V144H261ZM78 147V146H77ZM166 147V146H165ZM204 152H202L203 150H201L202 148H204ZM221 146H219L218 148H220ZM246 147H248V145H245L244 148L246 149ZM253 147V148H254ZM109 148V154L111 156V161H106L105 160V157H107V149ZM172 148H173V145H172ZM181 148V146H180ZM183 152L184 153L185 151H187V145L186 146H183ZM196 148V149H197ZM212 148V147H211ZM210 148V149H211ZM215 149L216 151L218 150ZM239 148V147H238ZM249 148V147H248ZM253 148H249L248 151L252 150ZM257 147H255L254 149H256ZM149 149V148H148ZM174 149V148H173ZM225 149V148H223ZM240 149H243L240 148ZM240 149H234L235 151L239 150L241 151ZM259 149V148H258ZM162 150V149H161ZM160 150V151H161ZM214 150V149H213ZM233 150V151H234ZM244 150V149H243ZM242 150V151H243ZM157 151V150H156ZM226 151V150H225ZM246 151V150H244ZM255 151H258L257 149ZM254 151V152H255ZM211 152V151H210ZM225 153V152H224ZM223 153V155H224ZM227 153V152H226ZM241 153V152H240ZM245 153V152H244ZM243 153V154H244ZM256 153V152H255ZM152 154V153H151ZM155 154V153H154ZM212 154V153H211ZM214 154V152H213ZM218 154V153H217ZM220 154V153H219ZM235 154H237L235 152ZM233 155V156H237V155ZM239 154V152H238ZM247 154V153H245ZM244 154V155H245ZM222 155V154H221ZM242 155V154H241ZM152 156H154L152 154ZM188 156V155H187ZM208 156V155H207ZM219 156V155H218ZM225 156V155H224ZM229 156V155H228ZM239 156V155H238ZM91 157V159H89ZM151 157V156H149ZM213 157V156H211ZM63 158V157H62ZM147 158V157H146ZM152 158V157H151ZM151 158H148L149 160ZM176 158V157H175ZM191 158V156H190ZM209 158V157H208ZM217 158V157H216ZM219 158V157H218ZM221 158V157H220ZM187 159V158H186ZM199 159V158H198ZM235 159H237V157H235ZM89 161L87 162V164L85 165L84 162L85 161ZM193 160V159H192ZM205 160V159H204ZM212 159H209L208 161L211 162ZM221 160V159H220ZM63 161V159H62ZM207 160H205L206 162ZM215 161V160H214ZM66 162V161H65ZM154 162V160H153ZM152 162V163H153ZM204 162V163H205ZM222 162H227L225 160H223ZM221 162V163H222ZM242 161H240V163H238L236 165V169H234L233 171H228L225 173V174H222V180L220 179V184L218 185V190L215 189L217 191V193L219 194V199L224 195L228 194L229 192L232 193L233 195V192H234V195L235 193H237V191H240V190H243L245 189L244 186H245V179H246V167H245V164L244 163H241ZM244 162V161H243ZM187 163V161H186ZM220 163V162H219ZM228 163V162H227ZM246 163V162H245ZM113 164H116V166H114V168H112L111 165ZM182 164V163H181ZM210 164V163H208ZM213 162L210 164V167H208V170H206L205 174H204V179H206V183H210L211 184V181L213 180V178L215 177V175H217L218 172L220 171H223L225 170L226 168H230L229 166L231 164H223L222 163V166H219V167H215V165H212ZM215 164V163H214ZM132 165V164H131ZM127 166L128 168L131 166ZM138 165V164H137ZM135 166V164H134ZM209 166V165H208ZM85 167L87 168L85 170ZM140 167V166H139ZM191 167V166H190ZM260 167V165H259ZM263 167V165H262ZM47 168V167H46ZM131 168V167H130ZM182 168V167H181ZM207 169V168H206ZM129 170V169H127ZM182 170V169H181ZM68 171V170H67ZM176 171V170H175ZM65 172V171H64ZM261 172V171H259ZM262 172H263V178H262V188L260 190V197L258 199L255 200V205H257L256 209H253L256 211V213H254V216H251L253 218H247L246 221H244L243 224H245L246 222V225H243V228L244 226L246 227L245 228V231L244 233L241 232V228L239 226V221L241 219L244 218L245 216V211L241 212L240 211V215L238 213V215L236 214L235 216L237 217H233L234 216V211H235V207H236V203H229L228 200H227V204H225L223 207H221V211L218 212V214H215L212 218L210 217L209 220H212V222H209L210 225L205 227L207 224H205V226L203 227V229H195L194 226H197L199 224H202L205 220H206V217H207V213L209 212L208 208L210 207H205V209L203 210L202 214L200 217H197V220L194 222V230H193V227L190 225V227H192V232L191 230L189 229V226H188V231H190L191 233L189 234L188 231L187 233H184L186 231H183V235L181 234L182 237L179 238L176 229H172V227H168L167 228V231L165 230V232L162 233V235L160 237H158L157 241L160 243L159 246L162 244L163 247H164V251L167 249L169 251V249H172V248H175L176 250V253H180L186 246V244H188V247L186 248V254L187 256H190L192 257L193 256V253H196V252H192L194 248L196 247H193L191 246V243L192 241L195 240L196 238V241L198 239L201 240L202 244L205 243L203 246H206L207 247V250L205 251V253L203 254L204 256V259L205 261H208L209 264H245V262L247 261V259H249V256L250 254H253L254 253V249L256 248V245H257V242L259 241L260 239V235L261 233L264 232V169H262ZM181 173V172H180ZM179 173V174H180ZM126 174V173H125ZM124 174V175H125ZM129 174L131 175V171H129ZM143 174V173H142ZM142 174L141 176H136L134 179L136 181H134L135 183V186H136V189L134 190L135 191V195L137 197H143V198H147L148 199V205L149 204H152L153 203V199H156L158 200L157 202H159L158 205H156V207L154 206V203L151 205V207L153 209H161L162 210V213L163 215L168 212V210H170V206L168 207V203L170 204V202H167V198H163V195L162 197H154V194H155V189H160V186L162 188H164V183H163V186H162V182H161V177L159 178V176H156L155 178L152 179H144L142 177ZM154 174V173H153ZM128 175V173H127ZM129 175V176H130ZM134 175V172L133 174ZM131 175V177H132ZM156 175V174H155ZM262 175V173H261ZM68 176V175H67ZM130 177V178H131ZM220 177H221V174H220ZM252 177V175H251ZM133 178V177H132ZM132 178L130 179L131 182L134 180H132ZM26 180V178H25ZM127 180V179H126ZM218 180V179H217ZM216 181V179H215ZM248 181V180H247ZM45 182V181H44ZM130 182V183H131ZM213 182V181H212ZM217 182V181H216ZM219 182V181H218ZM260 182V181H259ZM258 182V179L256 178V176H253L249 183H248V187H247V190H249V192L245 195L246 196V204H248L247 206H249V201L252 200L250 197L251 194L250 193H254V188L255 186L259 183ZM43 183V181L41 182V184ZM127 183V182H126ZM133 183V182H132ZM131 183V184H132ZM197 183V182H196ZM40 184V185H41ZM37 185V184H36ZM134 185V184H133ZM204 185V183H203ZM207 185V184H206ZM133 186V187H135ZM170 186V185H169ZM168 186V187H169ZM193 186V185H192ZM195 187V186H194ZM214 187H215V184H214ZM259 187V186H258ZM91 188V189H92ZM211 188V187H209ZM216 188V187H215ZM260 188V187H259ZM199 189V188H198ZM206 189V188H205ZM128 189H126L127 191ZM169 190V189H168ZM212 189H210L211 191ZM196 191V190H195ZM214 191V190H213ZM245 191V190H244ZM73 192H71L73 194ZM74 192V193H75ZM80 192V191H79ZM157 192V191H156ZM162 193V192H161ZM208 193V192H207ZM216 193V192H215ZM214 193V194H215ZM77 194V192H76ZM75 194V195H76ZM195 194V193H194ZM258 194V193H257ZM74 195V194H73ZM146 195V196H145ZM172 195V194H171ZM208 195V194H207ZM212 195V194H210ZM242 195V194H241ZM145 196V197H144ZM160 196V195H159ZM218 196V195H217ZM244 196V195H243ZM131 197V196H130ZM129 197V198H130ZM207 197V196H206ZM210 197V196H208ZM213 199H210V202L212 203H215V197L212 196ZM108 199L111 200V199ZM142 198V200L144 201V199ZM191 198V196H190ZM211 198V197H210ZM218 198V197H217ZM244 198V197H243ZM48 199L50 204H49V208H47L46 210L44 211H40V206L41 204L46 200ZM226 199V198H225ZM232 199V198H231ZM242 199V198H240ZM245 199V198H244ZM133 200V199H131ZM209 200V199H208ZM254 200V199H253ZM106 201V200H105ZM112 201V200H111ZM146 201V200H145ZM188 201V199H187ZM205 201L207 202L206 198H205ZM204 201V202H205ZM244 201V202H245ZM147 202V201H146ZM156 202V203H157ZM243 202V203H244ZM113 203V202H112ZM142 203H145V202H142ZM189 203V201H188ZM111 204V202H110ZM127 204V203H126ZM125 204V205H126ZM183 204V203H182ZM202 204H206V203H202ZM244 203V205H246ZM141 205V204H140ZM147 205V204H146ZM171 205V204H170ZM180 205V204H179ZM184 205V204H183ZM202 205V206H204ZM208 205H213V204H206V206ZM103 206H107V204H104ZM136 206V205H135ZM150 206V205H149ZM148 206V207H149ZM186 206V205H185ZM131 207V206H130ZM134 207V206H133ZM144 207V206H143ZM173 207V206H172ZM201 207V206H200ZM124 208V207H123ZM183 208V207H182ZM202 208V207H201ZM211 208V207H210ZM254 208V207H253ZM131 209V208H129ZM135 209V208H134ZM150 209V207H149ZM106 210V209H105ZM114 210V209H112ZM124 210V209H123ZM177 210V209H176ZM190 210V209H189ZM212 210H213V207H212ZM246 210V209H244ZM251 210V209H250ZM95 211V212H93ZM107 211V210H106ZM117 211V210H116ZM135 211V210H134ZM188 211V210H186ZM185 211V212H186ZM216 211V210H215ZM219 211V210H217ZM216 211V212H217ZM50 212V213H49ZM93 212V214H92ZM109 212V211H108ZM179 212V211H178ZM184 212V210L182 211ZM200 212V211H198ZM213 212V211H212ZM237 212V211H236ZM99 213V212H98ZM124 213V211H123ZM127 213V212H126ZM151 213V212H150ZM187 213V212H186ZM185 213V214H186ZM250 213V211H249ZM252 213V212H251ZM29 214V213H28ZM107 214V213H106ZM118 214V212H117ZM209 214V213H208ZM212 213H210L211 215ZM214 214V213H213ZM19 215V214H18ZM16 215V218L13 217V222H14V219H16V221L14 222V224L16 222H19V216ZM63 215V216H62ZM120 215H121V212H120ZM147 215V214H146ZM180 215V214H179ZM198 215V214H197ZM209 215V216H210ZM221 215H225L223 218L224 219H220L222 216ZM65 216V217H64ZM91 216V217H92ZM106 216V215H103V217ZM109 216V215H108ZM183 216V215H182ZM186 216V215H184ZM187 216H191V215H187ZM186 216V217H187ZM199 216V215H198ZM56 217V216H55ZM58 217H56L57 219L56 220H59ZM64 217V218H63ZM107 217V216H106ZM117 217H119L118 215L114 216L113 219H116ZM130 217V216H129ZM132 217V216H131ZM156 217V216H155ZM94 218V216L92 217ZM99 218V217H98ZM110 218V217H109ZM145 218V217H144ZM158 218V217H157ZM160 218V217H159ZM163 216H161V218L159 219V221L163 220ZM10 219V217H9ZM54 219V218H53ZM89 219V218H88ZM97 219V218H96ZM96 219H94L96 221ZM106 219V218H104ZM134 219V218H133ZM137 219V218H136ZM143 219V218H142ZM156 219V218H154ZM170 219V218H169ZM194 219V218H193ZM69 220V219H67ZM90 220V219H89ZM99 220L101 221V219L99 218ZM128 220V218H127ZM189 220V218L187 219ZM208 220V221H209ZM222 220V221H220ZM22 221V222H24ZM88 221V220H87ZM98 221V220H97ZM115 221V220H114ZM126 220H123V222L125 223ZM142 221V220H141ZM148 221V220H147ZM105 222V221H104ZM121 222V221H120ZM136 222V221H135ZM169 222V220H168ZM167 222V224H168ZM185 222V221H184ZM188 222V221H187ZM4 223H7V222H4ZM3 223V225H4ZM11 223V222H10ZM44 223V222H43ZM74 223V222H73ZM101 225H102V221L100 222ZM132 222H129L127 221V225L125 223V225H121L122 226V232L120 234H118V239H121V242L122 243H126L131 239V236L132 235H129L128 232L127 233V230L128 228L126 227H130V224H132ZM172 222L170 221V226H173L171 224ZM178 223V222H177ZM186 223V222H185ZM17 224V223H16ZM23 224V229L24 228V223ZM37 224V226H36ZM53 224V223H52ZM106 224V223H105ZM122 224V223H120ZM142 224V223H141ZM157 224V223H156ZM188 224V223H187ZM189 224H191L189 222ZM98 225V224H97ZM108 225V224H107ZM106 225V226H107ZM154 225V224H152ZM36 226V228L34 229V227ZM54 226V225H53ZM78 226V225H77ZM76 226V227H77ZM100 226V225H99ZM120 226V225H119ZM132 226H134V224H132ZM132 226L130 227L131 230L133 229ZM177 226V225H176ZM175 226V227H176ZM201 226V225H200ZM6 227V226H5ZM17 227V226H16ZM42 227V226H41ZM98 227V226H97ZM174 227V226H173ZM199 227V226H198ZM43 228V232H46V236L44 238V240L46 241V243H44L49 250H51V252H53L57 246H58V243H57V239L56 237L58 235H60L58 233L57 236H55L54 234V229L53 227L49 226V225H45L42 227ZM58 228V227H57ZM74 228V227H73ZM102 229V227H100ZM104 228V227H103ZM170 228V230H168ZM69 229V228H68ZM84 229V228H83ZM157 229V227H156ZM166 229V228H165ZM179 229V228H178ZM183 229V228H182ZM186 229V228H185ZM184 229V230H185ZM6 230V229H5ZM37 230V229H36ZM86 230V229H85ZM181 230V229H180ZM23 231V230H22ZM26 231V229L24 230ZM149 231V230H147ZM16 232V231H15ZM56 232V230H55ZM105 232V231H104ZM133 232V231H132ZM36 231L33 232L32 235L35 236ZM41 233V232H40ZM103 233V232H102ZM125 234H128L126 237H125ZM145 232H143L144 234ZM149 233V232H148ZM21 234V233H20ZM80 234V235H79ZM79 234H77V237H76V241L73 240V242L71 243V250L75 252L76 248L79 250H82L83 254L84 252H86V243L88 241V233H87V230L86 232L83 230L82 232H80ZM142 234V235H143ZM264 234V233H263ZM79 235V236H78ZM133 235H134V232H133ZM72 236V235H71ZM99 236V235H98ZM144 236V235H143ZM70 237V236H69ZM101 237H104V236H101ZM145 237V236H144ZM147 237V235H146ZM262 237V235H261ZM74 238V236H73ZM100 238V237H99ZM98 238V239H99ZM148 238V237H147ZM15 239V238H14ZM113 238H111V240H113ZM115 239H116V236H115ZM16 240V239H15ZM23 240V239H22ZM29 240H30V237H29ZM97 240V239H96ZM124 242H123V241ZM42 241V240H41ZM45 241H42V242H45ZM86 241V242H85ZM100 241V240H99ZM99 241L97 243H99ZM120 241V240H119ZM150 243L152 242L153 243V240L151 241V239H149ZM30 242V241H29ZM33 242V241H32ZM110 242V241H109ZM118 242V241H117ZM120 242V243H121ZM145 242V241H144ZM155 242V241H154ZM157 242V243H158ZM195 242V241H194ZM199 242V241H197ZM12 243V242H11ZM38 243V242H37ZM93 243V242H92ZM97 243H93L92 245V249H91V254H95L97 253L98 255V252L100 253L99 250H96L98 249V246L99 244ZM112 243V242H111ZM115 243V242H114ZM124 243V244H125ZM156 243V242H155ZM155 243H154V246L155 247ZM27 244V243H25ZM31 244V243H30ZM43 244V243H42ZM41 242L39 241L38 243V247L39 245L41 246L42 245ZM98 246H97V245ZM200 244H196L197 245V248H198V245ZM23 245V244H22ZM20 245V247L22 246ZM97 247H96V246ZM102 245V243L100 244ZM108 245V244H107ZM112 245V244H110ZM109 245V246H110ZM116 245V244H115ZM122 245V244H120ZM152 245V244H151ZM195 245V244H194ZM193 245V246H194ZM44 247V245H42ZM158 246V247H159ZM76 247V248H74ZM102 247V246H101ZM123 247V246H122ZM157 247V246H156ZM162 247V246H160ZM200 247V246H199ZM202 247V246H201ZM200 247V248H201ZM25 248V246H24ZM45 248V247H44ZM43 248V249H44ZM116 248V246H115ZM124 248V247H123ZM134 248V247H133ZM200 248L199 251L201 250ZM46 249V248H45ZM48 249H46V251H48ZM54 249V250H52ZM101 249V248H100ZM109 249V248H108ZM163 249V248H162ZM195 250V251H198ZM64 250V249H63ZM161 250V249H160ZM166 250V251H167ZM18 251V250H17ZM24 251V250H23ZM32 251V250H31ZM34 251V250H33ZM40 251V250H39ZM45 250L42 251V257L44 260L43 262L47 263L46 259L44 257H47L45 254L47 253ZM71 251V252H72ZM90 251V250H89ZM88 251V252H89ZM167 251V252H168ZM198 251V253H200ZM204 251V250H202ZM66 252V251H65ZM69 252V251H68ZM70 252V253H71ZM79 252V251H78ZM82 252L80 253V255L82 254ZM106 252V251H105ZM126 252V250H125ZM171 252V251H170ZM5 253V252H4ZM24 253V252H22ZM41 253V252H40ZM64 253V252H63ZM121 253H124L123 250L121 251ZM182 253V252H181ZM180 253V254H181ZM3 254V253H2ZM79 254V253H78ZM127 254V253H126ZM6 255V254H5ZM31 255V253H30ZM52 256V253L50 254ZM49 255V256H50ZM70 254H62L60 255V253H55L53 252V256L51 257V262L52 264H64L65 261H66V258L69 257ZM118 255V254H116ZM198 255V254H197ZM28 256V255H27ZM184 256H185V252H184ZM29 257V256H28ZM77 257V256H76ZM99 257V256H98ZM105 257V256H104ZM116 257V256H115ZM130 257V256H129ZM195 257V256H194ZM2 258V257H1ZM6 258V257H5ZM3 257V260L5 259ZM8 258V257H7ZM25 258V256H24ZM23 258V259H24ZM107 258V257H106ZM185 258V257H184ZM193 258V257H192ZM95 259V258H94ZM127 259V258H126ZM125 259V261H127ZM132 259V258H131ZM6 260V259H5ZM15 260V259H14ZM33 260V259H32ZM46 260V261H45ZM97 260V263L96 264H100L102 262H100L99 258L95 259ZM105 260V259H104ZM107 260V259H106ZM140 260V259H139ZM186 260V259H185ZM84 261V259H83ZM131 261V260H129ZM129 261L126 263V264H129ZM203 261V260H201ZM5 262V261H4ZM26 262V261H25ZM24 262V263H25ZM30 262V260H29ZM36 262V261H35ZM71 262V261H70ZM82 262V261H81ZM96 262V261H94ZM110 261H106V264L109 263ZM197 262V261H196ZM207 262V263H208ZM2 263V262H1ZM6 263V262H5ZM27 263H28V260H27ZM39 263V262H38ZM44 263V264H45ZM104 263V262H103ZM131 263V262H130ZM133 263V262H132ZM139 262H137L136 264H138ZM29 264V263H28ZM33 264V263H32ZM68 264V263H67ZM69 264H72L69 263ZM87 264V263H86ZM123 264V263H121ZM125 264V262H124Z\"/></svg>",
  "mask_w": 264,
  "mask_h": 264
}]
</instances>
